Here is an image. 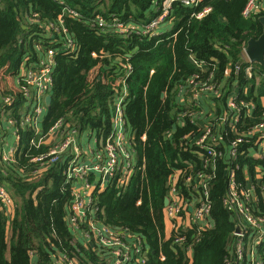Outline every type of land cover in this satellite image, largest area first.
Listing matches in <instances>:
<instances>
[{
	"label": "trees",
	"instance_id": "16d2710c",
	"mask_svg": "<svg viewBox=\"0 0 264 264\" xmlns=\"http://www.w3.org/2000/svg\"><path fill=\"white\" fill-rule=\"evenodd\" d=\"M59 1L79 14V19H65L77 49L56 57L53 99L43 128L65 119L69 128L80 126L108 137L114 85L122 84L125 78L123 65L133 67L126 81L129 96L125 110L138 164L131 178L121 174L113 185L93 193L97 221L138 234L144 244L145 264H226L237 222L234 213L224 206L232 166L230 150L225 148L216 164L217 177L211 191L212 230L200 236L189 232L183 245L174 244L167 237L164 200L171 171L188 157V149L179 138L191 131L179 128L174 121V90L200 71L190 63V56L208 65L216 64L219 77L241 61L245 44L257 40L263 32L259 20L242 15L248 0H205L196 8L175 3L174 32L151 39H122L98 31L93 24L98 17L107 20L113 15L126 23L144 24L155 17L156 0H0V71L8 65V74H14L26 55L36 61L45 50L60 49L51 44L44 30L62 16ZM206 8L211 11L205 17L194 16ZM34 14L38 15L36 22L29 23ZM233 81L238 89L248 88V99L264 109V83L256 87L243 74L232 76L228 82ZM177 128L179 133L168 139V132ZM23 134V144L28 146L31 136ZM28 161L21 160L24 164ZM234 166L239 181L244 172L251 177L257 188L255 214L264 215V178H255L258 169L264 172V159L245 155ZM0 181L14 199L11 214L0 211V264H58L60 256L65 255L76 264H110L98 244L80 242L70 230L73 186L66 183L63 164L37 175L13 165L7 175L0 171Z\"/></svg>",
	"mask_w": 264,
	"mask_h": 264
},
{
	"label": "built area",
	"instance_id": "2783aa9c",
	"mask_svg": "<svg viewBox=\"0 0 264 264\" xmlns=\"http://www.w3.org/2000/svg\"><path fill=\"white\" fill-rule=\"evenodd\" d=\"M204 1L156 0V16L144 24L126 23L113 15L107 20L98 17L93 28L104 34L114 33L122 39H151L167 35L174 26L172 9L175 3L196 8ZM59 3L63 7L62 16L57 22H49L44 30L47 37H51V44L60 49H47L38 54L36 61L26 55L19 71L14 74H8V65L1 68L0 82L4 81L5 85L0 84V128L4 135L11 134L20 147H11L5 152L0 142V171L7 175V170L17 165L37 175L63 164L66 183L73 186L74 199L68 217L73 236L80 242L94 241L98 244L106 252L110 264H145L141 237L97 221V207L93 198L95 191H104L121 174L131 178L138 164L133 132L128 126L125 110L129 96L126 81L132 75V65H123L125 78L121 80L122 84L114 85L116 93L111 132L108 137L100 138L98 148L86 145V130L80 126L69 128L65 119L57 120L48 129L43 128L48 109L47 98L53 95L56 57L77 49L65 19H79V14L66 6L64 1ZM210 11V8H206L194 16L202 19ZM263 13L264 0H248L242 15L245 19L259 20ZM37 18L38 15L34 14L29 23H35ZM163 27L168 30L165 32ZM246 47L247 44L241 61L220 77L216 64L208 65L190 56L200 71L175 88L173 99L177 107L175 123L179 128L191 131L179 138L188 149V157L182 158L183 165L171 171L167 183L169 203L165 207V214L169 238L181 246L189 232L200 236L214 228L212 184L217 177V161L223 158L224 150L228 148L232 166L224 206L234 213L237 222L226 264H264V215L255 214L257 188L247 172L239 181L238 168L234 166L245 155L255 160L264 159V109H259L248 99V88L238 89V85H233L234 81L228 82L232 76L239 78L243 74L256 87L264 83L262 66H256L249 60ZM37 49L43 52L42 47ZM203 73L207 76L204 77ZM6 86L10 89H6ZM24 132L31 136L28 146L23 144ZM176 133H179L178 128L169 131L168 139ZM39 149V154H32ZM24 158L29 160L28 163L21 162ZM256 172V181L264 178L263 171L258 169ZM13 208L14 199L7 186L0 181V211L9 215ZM57 263L76 264L66 255L60 256Z\"/></svg>",
	"mask_w": 264,
	"mask_h": 264
},
{
	"label": "crops",
	"instance_id": "0c3cea01",
	"mask_svg": "<svg viewBox=\"0 0 264 264\" xmlns=\"http://www.w3.org/2000/svg\"><path fill=\"white\" fill-rule=\"evenodd\" d=\"M155 16H156V10H155ZM260 19H259V22H260ZM163 30L166 32L168 30V28L167 27H163ZM173 32H174V26H172V28L170 29V31H168V34H172ZM262 34H263V32H262ZM128 56L131 57L130 55H128ZM6 89H10V87L9 86H6ZM47 118H48V111H46V113H45V117H44V122L43 123L46 122V119ZM84 133H85V135H84V137H85L84 138V142L86 143V145L92 146L93 149L98 148L99 147V140H100L101 136H99L97 132H91L90 130L89 131L86 130V132H84ZM0 142L3 143V145L5 147V152H8L11 147H16V148H17V146L20 147V145L16 143L14 137L11 134L4 135L2 133V131H1V128H0ZM167 233H168V236L167 237L169 238L170 237L169 229H167Z\"/></svg>",
	"mask_w": 264,
	"mask_h": 264
},
{
	"label": "water",
	"instance_id": "95a60500",
	"mask_svg": "<svg viewBox=\"0 0 264 264\" xmlns=\"http://www.w3.org/2000/svg\"><path fill=\"white\" fill-rule=\"evenodd\" d=\"M260 23L263 26V34L260 36L259 39L250 41L249 46L246 50V55L252 63L264 67V17L260 19ZM190 63L193 65L195 64L193 59L191 58H190ZM52 99H53V96H49L47 98L48 109H50V106L52 104ZM168 203H169L168 199L166 198L164 200V206L165 207L168 206ZM237 231H239V229H237ZM174 251H177V250L174 248Z\"/></svg>",
	"mask_w": 264,
	"mask_h": 264
},
{
	"label": "rangeland",
	"instance_id": "374dc122",
	"mask_svg": "<svg viewBox=\"0 0 264 264\" xmlns=\"http://www.w3.org/2000/svg\"><path fill=\"white\" fill-rule=\"evenodd\" d=\"M0 83H1V85H4V84H5V82H4V81H1ZM167 227H168V225H167Z\"/></svg>",
	"mask_w": 264,
	"mask_h": 264
},
{
	"label": "flooded vegetation",
	"instance_id": "af4514ba",
	"mask_svg": "<svg viewBox=\"0 0 264 264\" xmlns=\"http://www.w3.org/2000/svg\"><path fill=\"white\" fill-rule=\"evenodd\" d=\"M250 43V42H249ZM249 43L247 44V47H246V49H245V51L247 50V48H248V46H249ZM244 49V48H243ZM257 65V64H256Z\"/></svg>",
	"mask_w": 264,
	"mask_h": 264
}]
</instances>
